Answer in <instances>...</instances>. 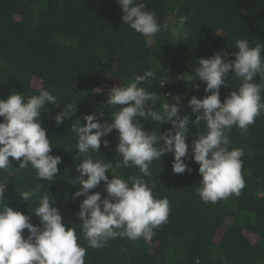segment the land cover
<instances>
[{
	"label": "trees",
	"instance_id": "trees-1",
	"mask_svg": "<svg viewBox=\"0 0 264 264\" xmlns=\"http://www.w3.org/2000/svg\"><path fill=\"white\" fill-rule=\"evenodd\" d=\"M143 2L147 10L157 13L159 22L170 26L169 31L158 33L152 40L122 22L123 13L116 0H0V99L15 91L28 97L44 88L61 104L60 109L47 104L43 110L46 112L40 116L54 145L50 154L62 158L54 181L38 180L31 166L21 169L19 162L10 157L13 168L0 172V182L8 183L4 198L9 207L32 215L31 223L39 225V218L34 215L38 196L26 203L19 194L41 183L42 190L54 199L63 223L77 226L78 242L86 248L79 229L82 222L77 216L79 204L86 197L73 199L80 186L72 183L79 176L76 167L84 157L77 156L72 123L80 118L83 125L82 117L93 113L102 124L110 121L119 107L106 103L110 90L126 85L133 74L147 70L156 72V77L151 87L148 82L141 86L161 96V100L179 97L180 115L191 114V97L202 99L206 95L205 82L193 80L198 59L216 52L237 51V39L248 40L250 46L264 44V0ZM181 16L188 18L185 29L189 35L186 40L177 41L171 27ZM227 58L234 59L231 55ZM34 82L39 86H33ZM255 82H262L261 78L257 76ZM239 83L229 75L228 87L220 88L221 102ZM67 104H76L75 115L57 126L53 117ZM141 123L147 132L163 133L171 127L170 123L159 127L143 118ZM203 127V123L199 127L189 125V158L185 162L191 173H174V156L167 153L160 161H153L152 177L146 178L155 183L153 195L167 197L170 202L167 223L153 229L150 240L117 238L109 240L102 249L87 248L85 264H264V113L247 133L235 127L230 131L231 147L244 151L245 187L239 195L232 194L214 204L203 202L197 195L202 177L199 165L191 159L192 141ZM105 139L108 147L103 145ZM118 143L114 129L101 138L100 152L89 155L94 160L112 162L113 168L106 172L109 179L112 174L124 179L139 175L135 167L122 164V157L116 152ZM92 192H99L104 198V182ZM245 232L255 236L256 241L247 239ZM27 234L25 229V238Z\"/></svg>",
	"mask_w": 264,
	"mask_h": 264
},
{
	"label": "clouds",
	"instance_id": "clouds-1",
	"mask_svg": "<svg viewBox=\"0 0 264 264\" xmlns=\"http://www.w3.org/2000/svg\"><path fill=\"white\" fill-rule=\"evenodd\" d=\"M122 10L121 20L132 30L152 40L158 33L169 31V24L161 23L155 11H149L143 0H116ZM188 18L181 16L171 27L177 41L186 40L188 32L185 24ZM233 53L216 52L208 58L196 61L193 67L195 79L205 82L206 95L200 99L193 95L188 101L191 114L180 115L179 97L161 100L155 92L141 86L146 82L152 85L156 77L153 70L143 74H133L131 82L114 86L108 93L107 104L119 106L111 114L110 121L102 124L95 113L80 118L71 125L76 137L78 155L84 158L77 165L79 176L72 181L80 187L73 199L86 198L79 204L78 219L87 248L102 249L107 242L117 238L150 240L153 229L167 223L170 207L167 197L153 195L155 183L151 166L167 153H172V169L176 174L188 173L192 169L185 162L189 158V125L203 130L195 134L191 144V159L198 165L202 177L196 193L205 203H216L230 195H239L245 187L242 167L244 151L232 148L229 136L233 127L247 133L249 126L264 113V44L250 46L248 40L237 39ZM231 55L234 59H228ZM233 75L240 81L236 90L231 91L224 101L220 99L221 86L228 87V77ZM261 78L260 83L255 78ZM197 91L199 85H196ZM99 90V89H98ZM57 96L41 88L38 94L25 97L22 92H11L6 99H0V172H7L11 166L10 157L19 162V168L31 166L38 180L53 182L59 155H51L54 147L42 127L40 116L47 104L57 103ZM159 102V106L157 104ZM76 104H67L53 117L57 126L75 115ZM48 111V109H47ZM193 115L195 118L193 119ZM103 113H101V117ZM145 121L160 125L170 123L163 133L157 130H144ZM158 127V128H159ZM118 133L119 143L116 152L122 157L125 167H135L139 175L124 179L120 175L106 172L113 168L111 161L92 159L90 152L99 153L101 138L113 130ZM104 147L109 141H103ZM85 177H87L85 179ZM105 184L106 196L92 192L101 182ZM8 183L0 182V264H85L87 248L78 241L77 226L67 227L62 215L55 206L54 199L43 189L41 183L20 192L19 196L28 203L38 196V206L34 215L39 225L31 223L32 215L8 206L4 196ZM27 230V237L24 230ZM124 251V249H121Z\"/></svg>",
	"mask_w": 264,
	"mask_h": 264
},
{
	"label": "rangeland",
	"instance_id": "rangeland-1",
	"mask_svg": "<svg viewBox=\"0 0 264 264\" xmlns=\"http://www.w3.org/2000/svg\"><path fill=\"white\" fill-rule=\"evenodd\" d=\"M33 86L38 87V86H39V83H38V82H34V83H33ZM229 222H230V220L227 221V223H229ZM244 235H245L246 238L249 239L251 242L256 241V237H255V236H252V235L248 234L247 232H245Z\"/></svg>",
	"mask_w": 264,
	"mask_h": 264
}]
</instances>
